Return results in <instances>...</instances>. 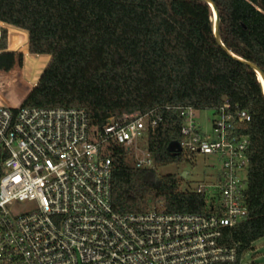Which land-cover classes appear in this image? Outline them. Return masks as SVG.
<instances>
[{"label":"trees","instance_id":"1","mask_svg":"<svg viewBox=\"0 0 264 264\" xmlns=\"http://www.w3.org/2000/svg\"><path fill=\"white\" fill-rule=\"evenodd\" d=\"M0 0V22L12 26L10 49L25 39L28 53L50 58L23 103L34 108H78L101 130L108 119L166 107L217 111L228 100L252 116L245 202L248 217L226 232L242 256L264 238V0ZM25 32L19 31V30ZM8 49L7 32L0 46ZM234 57L243 60V63ZM33 86L13 53L0 54V96L17 106ZM149 134L158 167L187 161L180 152L182 121L175 112ZM112 205L119 214H141L163 204L167 214L205 211L202 196L183 193L181 176L140 170L110 144Z\"/></svg>","mask_w":264,"mask_h":264},{"label":"built area","instance_id":"2","mask_svg":"<svg viewBox=\"0 0 264 264\" xmlns=\"http://www.w3.org/2000/svg\"><path fill=\"white\" fill-rule=\"evenodd\" d=\"M11 26L0 22V46ZM4 51L0 48V54ZM162 111L182 121L181 154L213 157L215 178L181 190L205 199L199 214H167L163 204L141 214L112 205L113 165L106 151L121 147L140 170L156 169L149 134ZM193 107L110 117L101 130L78 108L14 107L0 101V264H237L226 232L248 217L245 193L252 116L226 100L204 132ZM186 161V160H185ZM21 205L30 206L17 212Z\"/></svg>","mask_w":264,"mask_h":264},{"label":"rangeland","instance_id":"3","mask_svg":"<svg viewBox=\"0 0 264 264\" xmlns=\"http://www.w3.org/2000/svg\"><path fill=\"white\" fill-rule=\"evenodd\" d=\"M25 39H20L19 46L15 51H4L3 53H13L17 58V66L23 71V79L35 86L37 81L46 68L50 58L48 56H35L29 55L27 43H24ZM0 101H6L0 96ZM7 102V101H6ZM8 103V102H7ZM213 118V112L211 110H205L200 112L198 122L202 126L204 132H211V120ZM217 161L213 157H207L204 155H197L195 160L182 161V163L174 164L166 167H156V171L160 176L175 175L181 176L184 172H187V178L183 179L181 190H194L200 184H207L211 182L212 178H215L218 172ZM30 209V206L21 205L18 207L17 212H24ZM240 264H264V238L255 242L252 248L247 251L241 258Z\"/></svg>","mask_w":264,"mask_h":264},{"label":"water","instance_id":"4","mask_svg":"<svg viewBox=\"0 0 264 264\" xmlns=\"http://www.w3.org/2000/svg\"><path fill=\"white\" fill-rule=\"evenodd\" d=\"M206 3L209 4V6L212 8V11H213V14H214V24H215V29H214V34H215V38L217 40V42L220 44V46L224 47L222 42H221V39H220V16H219V11L218 9L216 8V6L214 5V3L211 1V0H202ZM236 60L240 61L243 63V60L239 59V58H236L234 57ZM251 69H253L258 75H261L262 79L264 80V74L262 73V71L255 65L251 64V63H246ZM36 86V85H35ZM34 87L28 92V94H26L24 96L23 99H20V104L17 105V106H20L22 105L26 99L28 98V96L31 94V92L33 91ZM13 106V105H12ZM17 106H14V107H17ZM181 177L183 179H186L187 178V172H184Z\"/></svg>","mask_w":264,"mask_h":264},{"label":"crops","instance_id":"5","mask_svg":"<svg viewBox=\"0 0 264 264\" xmlns=\"http://www.w3.org/2000/svg\"><path fill=\"white\" fill-rule=\"evenodd\" d=\"M12 27V26H11ZM13 28V27H12ZM17 30H19V29H17ZM19 31H22V30H19ZM22 32H25V31H22ZM25 34L26 35H28L26 32H25ZM27 47H28V36H27ZM8 50H10V52H13V51H11V49H10V43H9V48L6 50V51H8ZM30 55V54H29ZM40 57V56H39ZM37 84V83H36ZM33 86V85H32ZM33 87H35V86H33Z\"/></svg>","mask_w":264,"mask_h":264},{"label":"bare ground","instance_id":"6","mask_svg":"<svg viewBox=\"0 0 264 264\" xmlns=\"http://www.w3.org/2000/svg\"><path fill=\"white\" fill-rule=\"evenodd\" d=\"M259 76V80L260 82L262 83L263 87H264V80L262 79L261 75H258Z\"/></svg>","mask_w":264,"mask_h":264}]
</instances>
